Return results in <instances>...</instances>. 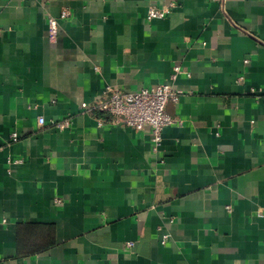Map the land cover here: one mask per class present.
<instances>
[{
    "label": "crops",
    "instance_id": "crops-1",
    "mask_svg": "<svg viewBox=\"0 0 264 264\" xmlns=\"http://www.w3.org/2000/svg\"><path fill=\"white\" fill-rule=\"evenodd\" d=\"M226 8L0 0V264H264V0ZM162 83L158 153L82 107Z\"/></svg>",
    "mask_w": 264,
    "mask_h": 264
},
{
    "label": "built area",
    "instance_id": "built-area-1",
    "mask_svg": "<svg viewBox=\"0 0 264 264\" xmlns=\"http://www.w3.org/2000/svg\"><path fill=\"white\" fill-rule=\"evenodd\" d=\"M226 17L229 18L226 3L227 0H216ZM175 6L170 3L167 6H151L148 13L149 19L165 18ZM68 10L62 11V17H68ZM49 34L55 40L58 35L59 22L56 17L49 18ZM179 67H176L178 70ZM175 77V75H174ZM181 91L173 88L170 83H162L153 89L142 88L133 92H122L111 86H107L102 95L93 104L83 103L82 107L87 112L101 114L100 124L109 122L111 124L124 125L138 131L149 130L153 137V150L158 153L163 140V132L166 127L176 123V119L167 111L169 102H178ZM43 124L45 118L39 117ZM70 121L58 124L65 128ZM16 136V135H15ZM130 246L133 242L129 243Z\"/></svg>",
    "mask_w": 264,
    "mask_h": 264
}]
</instances>
